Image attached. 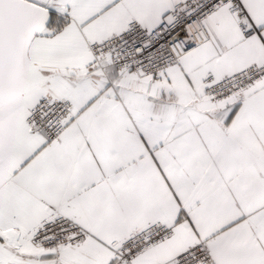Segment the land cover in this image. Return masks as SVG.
<instances>
[{
  "label": "snow or ice",
  "instance_id": "6c2138e0",
  "mask_svg": "<svg viewBox=\"0 0 264 264\" xmlns=\"http://www.w3.org/2000/svg\"><path fill=\"white\" fill-rule=\"evenodd\" d=\"M0 264H264V0H0Z\"/></svg>",
  "mask_w": 264,
  "mask_h": 264
}]
</instances>
